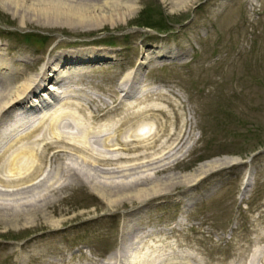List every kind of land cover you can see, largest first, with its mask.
Segmentation results:
<instances>
[{"label":"rangeland","instance_id":"1","mask_svg":"<svg viewBox=\"0 0 264 264\" xmlns=\"http://www.w3.org/2000/svg\"><path fill=\"white\" fill-rule=\"evenodd\" d=\"M0 45L20 77L38 73L57 53L99 54L64 77L76 89L72 96L37 109L65 112L57 131H74L66 126L74 119L88 129L100 125L123 113L120 107L93 121L100 106L138 101L164 108L159 119L182 128V151L169 171L238 158L145 201L110 205L73 182L46 207L59 224L40 212L27 223L21 215L15 224L0 218V264H112L118 247L126 255L133 249L132 264H264L238 260L255 228L264 227V0H186L174 9L163 0H136L129 16L93 27L21 23L0 7ZM167 46L173 55H150L140 78H123L151 49ZM146 121L152 132L156 124ZM127 218L133 230L122 243Z\"/></svg>","mask_w":264,"mask_h":264},{"label":"bare ground","instance_id":"2","mask_svg":"<svg viewBox=\"0 0 264 264\" xmlns=\"http://www.w3.org/2000/svg\"><path fill=\"white\" fill-rule=\"evenodd\" d=\"M163 1L170 9L179 8L186 2ZM0 7L18 17L21 23L34 20L42 25L93 27L129 16L136 9V0H0ZM3 50L7 49L0 45L2 219L7 218L15 224L21 215L27 223L33 221L35 212H40L50 217L52 224H59L62 222L60 219L46 214V207L53 203L57 192L73 182L87 185L110 205L132 198L145 201L168 192L174 184H193L204 174L238 159L231 156L213 157L187 172L169 171L175 167L177 162L174 160L182 151V128L173 126V122L166 119H159V115L164 114V108L138 101L126 104L119 101L116 105L100 106L91 114V118L98 117L93 121L123 107L120 117L107 115L100 125H89L88 129L74 119L73 124L66 125L68 128L74 127V131H57L58 121L65 112L44 109L38 111L40 115L37 116V108L47 106L51 99L72 96L76 89L67 87L68 81L65 82L64 77L71 79L74 72L68 71L83 68L84 62L99 54L94 53V49L57 53L40 66L38 73L20 77L21 69L11 66V60ZM167 52L169 55H164ZM173 54L172 46L155 47L140 58L137 67L125 72L123 78L128 77V81L140 78L150 55L158 58ZM125 86L120 84V89L128 94L130 90ZM143 95L148 97L151 92L145 91ZM147 119L156 124L152 132L150 128L145 130ZM159 172L164 174L160 175ZM248 185L250 182L247 178L244 188ZM131 223V218L124 220L120 238L122 243L127 242V236L133 230ZM262 228H255V237L246 240L244 252L238 258L240 262H264ZM233 246L232 250L235 249ZM120 250L118 247L111 254V258L116 257L112 264H132L133 249L127 255L121 254Z\"/></svg>","mask_w":264,"mask_h":264}]
</instances>
